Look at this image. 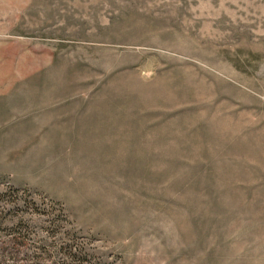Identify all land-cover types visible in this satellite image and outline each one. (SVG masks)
I'll use <instances>...</instances> for the list:
<instances>
[{"label":"rangeland","instance_id":"rangeland-1","mask_svg":"<svg viewBox=\"0 0 264 264\" xmlns=\"http://www.w3.org/2000/svg\"><path fill=\"white\" fill-rule=\"evenodd\" d=\"M60 248L264 264V0H0V250Z\"/></svg>","mask_w":264,"mask_h":264},{"label":"trees","instance_id":"trees-1","mask_svg":"<svg viewBox=\"0 0 264 264\" xmlns=\"http://www.w3.org/2000/svg\"><path fill=\"white\" fill-rule=\"evenodd\" d=\"M62 252V256H64L65 260L69 259L70 262L73 264H82L83 259L86 257V253L84 249H78L71 252L67 248H60ZM42 251H35L34 253L24 254L27 261H31L37 259L38 257L42 256ZM14 255L10 252H4L0 250V264H14Z\"/></svg>","mask_w":264,"mask_h":264}]
</instances>
